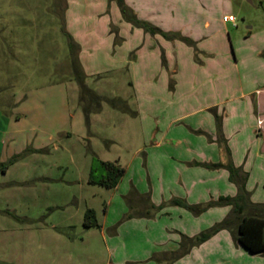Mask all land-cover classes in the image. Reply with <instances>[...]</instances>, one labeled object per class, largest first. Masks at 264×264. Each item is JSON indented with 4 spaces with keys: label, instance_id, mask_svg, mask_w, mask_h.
I'll use <instances>...</instances> for the list:
<instances>
[{
    "label": "rangeland",
    "instance_id": "rangeland-1",
    "mask_svg": "<svg viewBox=\"0 0 264 264\" xmlns=\"http://www.w3.org/2000/svg\"><path fill=\"white\" fill-rule=\"evenodd\" d=\"M124 3L139 27L123 18L116 0H0V165L19 155L0 170V264H152L133 263L140 251L133 241L144 244L149 232L117 216L111 191L88 184L91 165L98 175L108 151L124 161L137 155L141 131L153 135L137 156L150 154L153 176L176 139H213L204 153L239 163L245 213L264 217V203H254L264 202V124L253 101L264 111V0ZM225 14L235 23L222 24ZM73 55L85 85L103 98L87 125ZM252 89L258 91L240 96ZM198 107L205 109L184 116ZM161 132H168L164 142ZM109 203L107 225L83 227L86 206L102 226ZM222 232L215 247L184 264H264V253L236 249Z\"/></svg>",
    "mask_w": 264,
    "mask_h": 264
},
{
    "label": "crops",
    "instance_id": "crops-1",
    "mask_svg": "<svg viewBox=\"0 0 264 264\" xmlns=\"http://www.w3.org/2000/svg\"><path fill=\"white\" fill-rule=\"evenodd\" d=\"M225 16L231 15L225 14L222 18ZM222 18L220 20L222 24L225 25L230 23L223 22ZM205 25L207 26L208 23L205 22ZM257 91V89H252L245 93L242 92L240 96L247 98L246 96L248 94ZM253 101L255 102L256 114H260L262 116V118L257 119V124L262 125L264 124L262 123L264 122V111H262L260 100L256 97ZM204 109V107L194 108V110L189 111V113L184 116H195L196 114L203 112ZM136 116L137 113L134 117ZM208 131L213 133L214 129H210ZM6 132L7 131L5 130V133ZM125 133H128V131H125ZM145 134H147V132L143 133L141 131L138 135H136L139 136L137 137L138 142L135 146V153H137V155L134 154V156H132L129 160L124 161L120 156L113 155L110 151H108L106 156L100 158V161L102 162L115 163L124 168V174L118 184L114 188L106 190L111 191L112 199H117V216L124 215L126 218V216L132 212L142 215L126 219V221H128L129 224H134L138 231L149 232L151 239L145 240L144 244L140 241H133V244L137 243L135 247L140 248L138 256L133 263L150 262L152 264H184V262L194 254V252L197 253L204 250L206 246L215 247V244L219 242V236H224L221 235L224 234V232H218L203 244L192 248L185 256L176 258L179 250L181 235L192 237L197 235L199 232L210 228L219 221L221 217L220 214L226 212L227 210L229 211L230 207L226 206L229 207V209L224 208V212L218 208H210L202 214L194 216L192 213L181 207L171 205L170 201L173 199H181L188 204H202L216 200L220 196H236L238 188L230 181L229 172L223 168L214 169L201 165H225L230 161L228 160L227 163H224L221 160H215V158H209L206 156L204 148L207 146L209 150H213L210 149L212 146H215L213 139H211L209 143H206V141H197L201 144L200 147H202V149H200L198 148L199 143L193 144L189 141L190 139L188 140L187 137H185L176 139L175 143L172 145V150L175 151L176 154L175 152H171V155H168V160L162 163L163 165H159L161 170L157 175H155V177L150 174V154H144L143 159L137 157L139 156V151L144 149L143 146L146 144V141L148 139L150 140L153 136L150 133V137L147 135V139ZM160 134L162 135L161 141L164 142V138L168 136V132H161ZM69 135L71 134L69 133L68 136ZM80 137L84 140L83 134H80ZM184 139L186 140L185 143L182 142ZM117 140L118 138L108 142H116ZM156 145H159V143ZM232 162L234 166H239V163L235 162L233 159ZM142 166L146 170V176L144 175ZM261 172L264 173V169H262ZM146 197L154 206L161 205L163 207L162 210L156 212L151 217L144 216L147 212V203L145 201ZM254 203L262 205L264 202L257 201ZM108 206L109 207L104 211V220L101 223L102 226L99 224L96 210L94 208H89L88 206L85 208V210L93 209L95 211L97 222L99 224V228L101 229L105 226V224H108L106 218L109 214L111 203H109ZM231 239L237 249L239 244L234 242L232 237Z\"/></svg>",
    "mask_w": 264,
    "mask_h": 264
},
{
    "label": "trees",
    "instance_id": "trees-1",
    "mask_svg": "<svg viewBox=\"0 0 264 264\" xmlns=\"http://www.w3.org/2000/svg\"><path fill=\"white\" fill-rule=\"evenodd\" d=\"M117 5L123 18L139 27L141 21L125 6L124 0H116ZM155 29H151L154 32ZM186 42H191L188 39H183ZM72 73L78 86V100L77 105L80 108L86 125L89 123V116L92 113L101 110L102 97L97 95L85 85V75L81 69L77 55H73L71 59ZM116 101L118 104L116 105ZM111 100L110 104L113 108L121 111H126L125 102L121 100ZM119 104H123L120 106ZM19 158V155L13 156L7 163L0 165V170L5 171L9 165L14 163ZM101 172L96 175L95 169L91 166L88 176V184L97 185L105 189L114 188L124 174V168L115 163L97 161ZM207 168H225L229 172V179L237 188L238 193L234 197L220 196L216 200H212L202 204H188L181 199H173L170 201L171 205L181 207L194 216H198L203 212L213 207L229 206L231 208L230 214L220 221L212 225L210 228L200 232L199 234L189 237L181 235L179 242V250L176 258H180L188 254L192 248L197 247L208 239L216 235L220 231H229L234 242L242 246L245 250L252 254L264 253V217H259L254 214H246L245 211L249 208V196L245 190L246 176L240 170L234 167L231 163L223 164H201ZM147 203V212L144 216L151 217L156 212L162 210V206H154L145 198ZM142 216L137 213H130L126 219ZM82 225L85 228L96 227L99 228L96 214L93 209H86L83 214Z\"/></svg>",
    "mask_w": 264,
    "mask_h": 264
},
{
    "label": "built area",
    "instance_id": "built-area-1",
    "mask_svg": "<svg viewBox=\"0 0 264 264\" xmlns=\"http://www.w3.org/2000/svg\"><path fill=\"white\" fill-rule=\"evenodd\" d=\"M222 21H223V22H230V23H232V24L235 23V19H234L233 16H225V17L222 18Z\"/></svg>",
    "mask_w": 264,
    "mask_h": 264
}]
</instances>
